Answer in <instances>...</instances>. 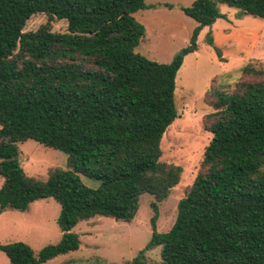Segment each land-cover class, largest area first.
I'll return each instance as SVG.
<instances>
[{"label":"trees","instance_id":"obj_1","mask_svg":"<svg viewBox=\"0 0 264 264\" xmlns=\"http://www.w3.org/2000/svg\"><path fill=\"white\" fill-rule=\"evenodd\" d=\"M145 1L0 0V214L52 198L62 232L38 252L22 241L0 245L10 264L78 251L80 223L97 216L130 223L145 193L155 199L154 229L129 264H150L146 254L158 247L161 264H264V65L248 64L229 90L207 92L212 140L174 225L156 230L159 204L183 172L161 160L178 117L177 74L203 28L225 17L220 5L264 19V0H195L182 10L198 25L167 64L136 53L147 31L134 14ZM35 14L49 21L25 31ZM54 19L67 21L65 33L52 30ZM28 140L67 154V168L50 169L46 181L28 176L19 148ZM81 177L101 184L88 187Z\"/></svg>","mask_w":264,"mask_h":264},{"label":"rangeland","instance_id":"obj_2","mask_svg":"<svg viewBox=\"0 0 264 264\" xmlns=\"http://www.w3.org/2000/svg\"><path fill=\"white\" fill-rule=\"evenodd\" d=\"M195 0H146V9L134 14L146 28L136 53L159 63H170L189 45L198 23L185 15L183 8ZM225 16L198 36V50L188 55L176 78L178 117L167 129L163 140L162 161L181 166L180 183L159 204L156 230L168 232L178 215V205L193 185L213 134L205 127L206 116L213 111L206 100L212 85L229 90L244 78L248 64L264 65V19L243 14L240 9L220 5ZM49 21L46 14H35L25 31H36ZM54 32L65 33L67 21L54 19ZM213 39L214 46L210 44ZM217 47L220 54L216 51ZM230 87V88H229ZM20 161L26 174L46 181L52 168H67L68 155L34 140L22 142ZM85 185L98 188L100 181L81 177ZM3 179L0 177V188ZM154 196L145 193L140 208L130 223L97 216L80 223L74 231L82 245L78 251L62 255L47 264H129L149 243L152 232ZM61 206L52 198L38 200L28 212L8 210L0 214V245L22 241L35 251L56 244L62 232L58 225ZM150 264H161V248L146 254ZM0 264H10L0 250Z\"/></svg>","mask_w":264,"mask_h":264}]
</instances>
